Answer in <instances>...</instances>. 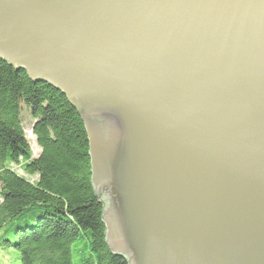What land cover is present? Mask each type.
<instances>
[{"label": "water", "instance_id": "1", "mask_svg": "<svg viewBox=\"0 0 264 264\" xmlns=\"http://www.w3.org/2000/svg\"><path fill=\"white\" fill-rule=\"evenodd\" d=\"M0 59L81 119L127 264H264V0H0Z\"/></svg>", "mask_w": 264, "mask_h": 264}, {"label": "trees", "instance_id": "2", "mask_svg": "<svg viewBox=\"0 0 264 264\" xmlns=\"http://www.w3.org/2000/svg\"><path fill=\"white\" fill-rule=\"evenodd\" d=\"M102 209L76 111L0 59V264H127L105 244Z\"/></svg>", "mask_w": 264, "mask_h": 264}, {"label": "rangeland", "instance_id": "3", "mask_svg": "<svg viewBox=\"0 0 264 264\" xmlns=\"http://www.w3.org/2000/svg\"><path fill=\"white\" fill-rule=\"evenodd\" d=\"M24 131H25L26 137H27V139L29 141L30 148H31V151H32V155L36 156L38 154V152H39V149L36 146V142H35L34 136L31 133V125L29 124L27 116H26L25 130ZM35 178H36L35 176L34 177H29L30 180H33Z\"/></svg>", "mask_w": 264, "mask_h": 264}]
</instances>
